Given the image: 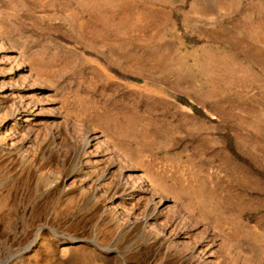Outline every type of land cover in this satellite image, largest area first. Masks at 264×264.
I'll list each match as a JSON object with an SVG mask.
<instances>
[{
  "label": "rangeland",
  "instance_id": "374dc122",
  "mask_svg": "<svg viewBox=\"0 0 264 264\" xmlns=\"http://www.w3.org/2000/svg\"><path fill=\"white\" fill-rule=\"evenodd\" d=\"M0 26V264H264V0H0Z\"/></svg>",
  "mask_w": 264,
  "mask_h": 264
},
{
  "label": "bare ground",
  "instance_id": "6f19581e",
  "mask_svg": "<svg viewBox=\"0 0 264 264\" xmlns=\"http://www.w3.org/2000/svg\"><path fill=\"white\" fill-rule=\"evenodd\" d=\"M2 31V27L0 26V34L2 33L1 32ZM2 36V35H1ZM10 37V36H9ZM3 42H4V39H0V49H2L3 47ZM6 44V43H5ZM2 45V46H1ZM5 47V46H4ZM7 47V46H6ZM5 47V48H6ZM11 47V46H10ZM8 48V47H7ZM6 48V49H7ZM8 57H9V59L11 58V60H12V62H15V66H16V72L18 71V73H19V75H20V79H21V83H22V86H20V85H18V84H16V86H11V88H10V91H11V93H16V95H17V97H21V96H23V95H26L27 96V93L25 92H23L24 90H26V89H28L29 87L31 88L32 86H33V84H34V81H35V79H37V78H39V76H28V75H26L27 73H28V70L29 69H27V71L26 70H22V69H19L20 68V63H21V61H20V57L18 56V55H15V54H13V53H10V55H7ZM6 56V57H7ZM21 56V55H20ZM23 61V60H22ZM31 63V62H30ZM25 64V63H24ZM33 64V63H32ZM27 72V73H26ZM34 72V71H33ZM35 74V73H34ZM33 74V75H34ZM10 75L12 76V75H14L13 74V72H10L9 73V76L8 77H10ZM44 75V74H43ZM7 79H9V78H7ZM4 80H6L5 78H4ZM3 80V81H4ZM19 81V80H18ZM26 81H28L30 84L29 85H24V83H26ZM2 85L4 84L3 82L1 83ZM36 86V85H35ZM43 92H44V90H43ZM4 94V93H3ZM37 94V92L35 91V90H33V95L32 96H35ZM37 97H39L41 100H46L48 97L45 95V93H42V94H40V93H38L37 94ZM31 98H33V97H31V96H29V98L27 99V100H30ZM23 100L22 99H20L18 102H20V104H23V102H22ZM30 102V101H29ZM28 103V102H27ZM29 104V103H28ZM10 107H12L11 105H9ZM23 106H24V104H23ZM30 106V105H29ZM14 107V109H15V117H16V124L15 123H13V124H9L8 125V127H5L4 129H3V135L7 138H10L11 139V137H12V134H11V131H12V129L15 127V125H17L18 123H19V121H22V120H24L25 121V123L23 124V125H21L22 127L24 126V127H30L31 126V123H30V116L31 115H35L34 114V112H33V109L32 110H29L28 109V111L27 112H20V109L18 108V103H16V105L15 106H13ZM44 107V106H43ZM184 107V106H183ZM21 108V107H20ZM186 109V108H185ZM23 127V128H24ZM2 130V129H1ZM98 135V134H97ZM96 134H89V135H87V137H86V142H84V144H83V148H87L89 145H92V142H94L95 143V146H100V145H106L105 147H106V149L111 153L110 155H116L117 157H118V159L121 161V163L123 164V165H125V166H130V167H132V168H135V170H138V168H136V167H134V164L132 165V161H134V162H136V163H141L138 159H134V158H132L131 156H129L128 155V153H126L125 151H123V150H120V149H118V148H116V146H114L113 144H109L107 141H106V139L101 135H98L97 136ZM110 137V136H109ZM108 139V138H107ZM113 141V140H112ZM118 146V145H117ZM131 151H133V149H131ZM105 152V151H104ZM130 154V153H129ZM132 155V154H131ZM109 156V155H108ZM138 171H140V170H138ZM140 176L142 177V178H144L145 177V174H143L141 171H140ZM141 177H139V178H141ZM150 180V179H149ZM151 181V180H150ZM150 186H153V187H156L155 185H154V183L151 181L150 183ZM165 200L163 199V197L160 199V202L159 203H161V202H164ZM168 201V200H167ZM159 203H158V206H159ZM165 203H166V201H165ZM158 206H155V208H154V215H153V217L154 218H158V216H159V212H158Z\"/></svg>",
  "mask_w": 264,
  "mask_h": 264
}]
</instances>
